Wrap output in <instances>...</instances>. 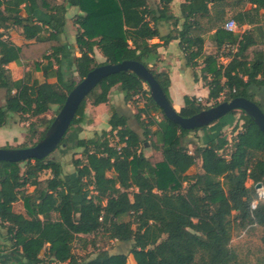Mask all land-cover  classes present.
I'll return each mask as SVG.
<instances>
[{"label": "trees", "instance_id": "trees-1", "mask_svg": "<svg viewBox=\"0 0 264 264\" xmlns=\"http://www.w3.org/2000/svg\"><path fill=\"white\" fill-rule=\"evenodd\" d=\"M171 2L0 0V89L5 91L0 127L14 114L38 117L54 105L59 110L67 93L88 71L124 60L144 64L172 104L168 72L157 68L158 47L172 39L179 40L194 80L200 79L207 87L206 99L214 100L213 105L222 95L223 101L234 97L254 101V96L264 92V49L256 50L251 60L245 58V52L257 44L254 31L262 36L264 0H182L179 16L171 12ZM71 6L80 11L73 19L80 53L72 61L77 82L72 69L63 67L59 41ZM227 20H234L238 27H260L232 32L224 28ZM160 22L172 25L164 35L159 32ZM11 27L21 28L24 38L32 42L15 45L6 35ZM208 34L214 54L204 51ZM225 43L235 44L236 51L226 53L229 58L224 63L219 51ZM94 48L105 61H95ZM30 57L43 79L31 75L13 79L7 66ZM199 59L200 76L194 71ZM50 78L55 82H48ZM114 86L123 93L125 103L142 100L134 117L143 138L129 126L128 115L110 106L108 130L90 138L75 137L74 145L82 150L72 160L75 171L71 177H63L61 163L53 158L28 159L23 170V161H0V224L10 244L7 250L0 248V264H241L229 246L234 228L262 227L264 244V201L250 209L256 196L254 184H264V159L254 157L264 151V133L241 110L242 130L233 138L228 157L219 153L229 144L224 137L195 146L191 153L183 141L191 130L167 119L150 97L148 85L125 71L97 84L79 105L67 132L84 122L88 97L93 105L107 103ZM255 103L261 108L260 101V105ZM208 107L184 96L183 106L176 110L189 117ZM144 118H148L146 123ZM52 119L43 121L44 130L32 145L42 138ZM67 132L57 147L66 142ZM148 139L154 140L152 148L161 155L154 162L141 149ZM198 159L202 171L188 174ZM44 171L50 176L41 180ZM26 186L34 187L31 194L25 192ZM19 199L25 213L13 210ZM99 230L110 239L131 242L134 262L128 263L125 253L107 250L88 259L77 257L74 240Z\"/></svg>", "mask_w": 264, "mask_h": 264}, {"label": "rangeland", "instance_id": "rangeland-1", "mask_svg": "<svg viewBox=\"0 0 264 264\" xmlns=\"http://www.w3.org/2000/svg\"><path fill=\"white\" fill-rule=\"evenodd\" d=\"M158 0H148L151 4H156ZM259 12L262 13L260 9ZM67 13V12H66ZM24 15L23 12H21ZM66 16V15H65ZM69 17V13H67L66 18ZM75 15L73 16V18ZM262 23V22H260ZM263 24V23H262ZM253 27H260L258 24L253 25ZM13 34L12 40L15 42L14 44L22 47L26 44L27 40L24 38L21 28L19 27H12ZM11 29V30H12ZM255 37L257 39V44L251 46L247 50L248 57H253V54L258 49H264V36H261L260 31H254ZM207 45L209 48L204 49L207 50L209 53H215V47L209 43ZM206 42V41H205ZM34 52H31L33 54ZM206 53V52H205ZM37 57V56H36ZM35 57V58H36ZM34 58L30 57L22 61L21 64H9L7 67L9 68L10 75L13 79L21 78L24 75H31L34 77H38L39 80H42V74L39 71L34 69V62L30 61ZM94 59L96 62L101 63L105 61L104 57L99 51V54L95 56L94 52ZM222 61V60H221ZM225 63V62H224ZM202 63L201 59H199L198 66L194 69L197 71V75H201ZM68 69H72V76L76 80H79L77 77L76 72L74 71V67L69 65ZM30 76V77H31ZM67 76V74H66ZM48 82L54 83L55 79L50 78ZM203 83V82H202ZM118 86H114L110 91L109 100L105 105L108 107L115 106L118 108V111L125 113L128 115V124L132 127L135 131H137L140 135L142 133V127L140 126L137 119L134 117V114L137 113L138 107H141L143 102L142 100L136 99L132 102H129L130 106H126V103L123 100L117 99V94L119 93ZM264 92L258 93L254 96L253 100L257 102L259 105L261 103V108L264 110ZM224 96H220L217 101H223ZM196 99V98H195ZM5 100V91L0 89V104L3 103ZM92 99L88 97L86 99L85 108H84V115L85 119L84 122L79 125H74L70 128L66 135V142L59 145L50 155L48 158H53L58 160L63 169V177L64 175L71 177L72 173H74L75 168L72 164V160L76 157H80L81 148H77L74 145L75 137L77 138H90L92 137L95 132H101L104 130L105 126V118L101 113H95V105L91 103ZM113 101V102H112ZM198 103L203 106H212L214 104V100H207L205 99H196ZM260 101V103H259ZM118 102V105L114 103ZM58 111L57 106H52V108L46 112L45 114L38 116V117H29L27 114H14V116L9 120V122L3 127L0 128V146L1 147H11V148H21V147H28L31 146L33 142H35L41 132L44 130L43 121L47 119L53 118ZM110 113V112H109ZM97 116H96V115ZM155 117L158 116L161 118L159 112L154 114ZM99 116L101 118H99ZM95 117H97V123L95 124ZM101 120V121H100ZM148 118H144V122ZM30 123H33V127L30 128ZM242 112L239 109L233 110L232 114H229L225 118H220L217 121L201 127L197 130H191L184 138V143L187 145L189 152H194L195 146H203L209 142L204 139V135L209 132H216L215 140L218 137H224L228 140L229 144L223 148L219 153L225 155L226 157L229 156L231 152V142L235 137L236 133L242 130ZM154 129V127H153ZM12 131V133H10ZM4 136V137H2ZM142 137V135H141ZM143 138V137H142ZM114 140L116 138L114 137ZM207 142V143H206ZM154 143L153 139H148L144 146L141 148L144 154H149L152 158L153 162L160 159L161 155L158 150L152 148ZM255 158L264 159V151L255 153ZM21 170L25 167V162L20 163ZM201 161L198 159L196 163L187 171L188 174H194L201 172ZM50 176L49 171H44L40 174V179L43 180ZM252 184L251 180H247L246 186H250ZM264 185V184H263ZM33 186H26L25 192L31 194L33 191ZM13 210L15 212L25 213L24 204L21 199L13 203ZM128 217H124V220H127ZM263 228L260 226H247L245 228H234L232 232V237L230 240V247L235 251L238 261L241 264H264V244L261 242V235H262ZM0 248L7 250L10 247L9 241L6 240V229L2 227L0 224ZM73 252L79 258H92L96 255L99 250H107L109 253H125L127 254V262H133V256L130 254L131 242H120L115 239H110L108 235L99 230L95 233L79 236L73 242ZM42 255V254H41Z\"/></svg>", "mask_w": 264, "mask_h": 264}, {"label": "water", "instance_id": "water-1", "mask_svg": "<svg viewBox=\"0 0 264 264\" xmlns=\"http://www.w3.org/2000/svg\"><path fill=\"white\" fill-rule=\"evenodd\" d=\"M120 71L133 72L144 81L148 85L150 97L160 107L163 115L183 129L193 130L207 126L229 112L239 109L251 117L256 126L264 133V112L254 101L245 97H234L205 108L189 117H183L169 102L161 86L144 64L135 60H124L115 64H101L88 71L67 93L62 106L53 117L42 138L28 147L0 146V161L21 162L28 159H42L50 155L67 132L79 105L85 97L102 79ZM261 185V182H257L255 187Z\"/></svg>", "mask_w": 264, "mask_h": 264}, {"label": "crops", "instance_id": "crops-1", "mask_svg": "<svg viewBox=\"0 0 264 264\" xmlns=\"http://www.w3.org/2000/svg\"><path fill=\"white\" fill-rule=\"evenodd\" d=\"M181 2L182 0H172V2L170 3L171 12L176 16L180 15L179 5ZM247 7H249V5H247ZM79 12H80L79 9L75 6L67 7V13H69V17L66 18L67 16L66 13L65 14L66 23H65L64 31L59 35V41L63 44V52L61 54V60L64 68L69 67V65L72 64L73 58L75 56L80 55L76 46V38H75L77 26L73 23V19H74L73 16L78 14ZM260 25H261L260 29L262 36H264V24H260ZM252 26L253 25L244 24L240 27L239 32L246 29H251ZM171 27L172 25H170L167 22H160L158 25L159 32L161 35L166 34ZM11 29L12 27L6 31V35L13 43H15L12 40V36H9L10 34H13L14 31L13 29L12 30ZM208 36L209 34L206 35L205 38L208 39ZM157 40H158L157 38L152 39V41H157ZM205 41L206 42L204 44V49H207L209 48V46L207 45L208 41L207 40ZM29 42H32V40H27L26 43ZM178 42H179L178 39H172L167 43V45L160 46L157 49L159 53L157 68L159 71L168 72L170 78V85L168 87V91L172 101V105L175 109H179L180 107L183 106L184 96H189L196 99H205L208 96V89L207 87L203 86L202 81L200 79L194 80L193 69L187 66L185 56L181 51ZM209 43H211L210 40ZM94 52H95V56L99 54V50L97 48H94ZM205 52L209 53L207 50H205ZM245 58L251 60L253 57H248L246 51ZM39 61H41V59H39ZM195 72L197 73V71ZM117 99L123 100V93L121 91H119V93L117 94ZM114 104L118 105V102H115ZM126 106L129 107L130 104L126 103ZM95 113H101L103 115V117L105 118L104 130H108L110 128L107 123L109 117V111L105 103L95 105ZM99 118L101 117L99 116ZM96 123H97V117H95V124ZM2 127L4 128V126ZM216 132L206 133L204 135V139L207 142H210L211 140H215ZM10 133H12V131H10ZM149 154H146V156H149ZM0 242L3 243V241L1 240Z\"/></svg>", "mask_w": 264, "mask_h": 264}, {"label": "built area", "instance_id": "built-area-1", "mask_svg": "<svg viewBox=\"0 0 264 264\" xmlns=\"http://www.w3.org/2000/svg\"><path fill=\"white\" fill-rule=\"evenodd\" d=\"M224 28L228 31L232 32H238L240 27H238L234 20H227L224 24ZM236 51V45L235 44H229L225 43L222 45L220 51H219V58L222 60V62H226L228 60V56H225L228 52H235ZM156 119L159 121L160 118L156 116ZM256 184H254V190L256 192V196L251 200L250 202V209H255L258 202L264 201V185L262 184L260 187H255Z\"/></svg>", "mask_w": 264, "mask_h": 264}]
</instances>
